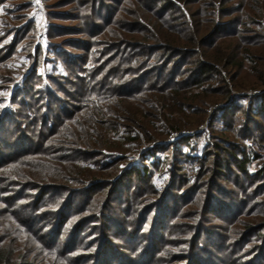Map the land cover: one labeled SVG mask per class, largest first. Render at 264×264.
<instances>
[{
	"label": "trees",
	"instance_id": "trees-1",
	"mask_svg": "<svg viewBox=\"0 0 264 264\" xmlns=\"http://www.w3.org/2000/svg\"><path fill=\"white\" fill-rule=\"evenodd\" d=\"M9 2L5 30L7 0H0V27L8 35L0 36V184L41 190L34 217L45 208L62 210L53 240L41 242L51 263L89 264L93 257L90 264H264V0H81L76 9L83 16L64 21H81L87 33L51 24L60 17L47 9L37 14L45 36L39 20L18 14L22 0ZM56 27L64 34L52 33ZM163 31L180 38L167 41ZM60 34L83 38L56 43ZM14 61L22 62L17 70ZM198 89L223 105L210 125L219 119L238 141L199 129L176 139L173 127L170 138L156 143L148 121L171 123L169 104L191 110L201 94L187 96ZM244 92L236 99L248 104H237L234 97ZM132 104L147 105L146 113ZM111 136L137 143L136 150L125 154ZM200 136L208 142L196 155L199 146L191 145ZM241 177L245 198L237 205V194L231 207L218 200L237 193L223 179L236 187ZM113 201L121 203L117 213ZM252 207L258 210L245 221ZM220 211L222 234L206 237L208 215ZM77 213L84 216L72 230ZM32 216L22 224L24 234L34 227ZM111 235L122 236L123 246ZM84 237L99 250L82 262ZM127 248L129 254L119 252ZM0 264H20L17 252L0 249Z\"/></svg>",
	"mask_w": 264,
	"mask_h": 264
},
{
	"label": "rangeland",
	"instance_id": "rangeland-1",
	"mask_svg": "<svg viewBox=\"0 0 264 264\" xmlns=\"http://www.w3.org/2000/svg\"><path fill=\"white\" fill-rule=\"evenodd\" d=\"M23 3H20V9L18 11H20V13H18L20 16H25V19L27 20L28 17L29 18H35V20H39V22L41 23V26H39V32L45 36V33L48 32L47 26L44 23V20L42 17L38 16V12L39 11H45L47 9L53 10L54 12H56V14H59L58 16L60 18H58L59 20L51 23V24H55L56 26H62V27H66V28H79L81 29V31L87 33V29L88 26L85 28V24L83 25L81 23V21L79 22H75V21H64L66 17H70L71 14L73 16L80 14L82 15V11L81 10H77L76 6H81V0H75L78 1V3L76 4H70L67 5L68 2H72V0H22ZM32 2V3H30ZM12 3L14 2H9V0H7V3L5 5V8L2 10V15L4 16L3 20L4 24H2V28L5 30H8V28H6V20H8L9 17V10L11 9ZM15 3H18V1H16ZM35 3V4H34ZM9 4V5H8ZM28 4V5H27ZM30 4V5H29ZM34 4V5H32ZM31 5H32V9H31ZM30 8H27L29 7ZM192 9H197V6L192 7ZM12 13H10L11 15L14 14L13 12H15V9H13L11 11ZM100 12V11H99ZM28 14V15H27ZM2 16V17H3ZM72 16V17H73ZM44 19L45 16H44ZM67 19V18H66ZM1 20V19H0ZM25 22V21H24ZM25 27V26H24ZM81 27V28H80ZM37 28V29H38ZM58 28V27H56ZM55 28V29H56ZM51 31V28H50ZM61 29L60 27L58 28V30H52V33L57 34V33H61ZM63 33V32H62ZM84 33V34H85ZM162 33H164V36L166 35V31H163ZM64 34V33H63ZM63 34H60V36L58 38L57 41H55L56 43H60V42H66L68 40H71L73 38L76 39H80L83 38L80 35L76 34H70V35H66L64 36ZM3 37L5 36L7 38V34L1 31V27H0V36ZM167 36V35H166ZM187 36V35H186ZM169 38L166 39L167 41H171V40H176L178 38H180L179 36L175 35V34H170V36H167ZM165 40V39H164ZM163 40V41H164ZM172 42V41H171ZM68 43V42H67ZM67 43H64V45H67ZM53 45V44H52ZM67 49V48H66ZM68 50H71L72 52H74L73 49L68 48ZM77 53V51H76ZM52 58V57H51ZM21 61H14L15 67L17 70L19 68V66L21 65ZM6 64V63H5ZM46 68L48 71L51 72L53 65L52 63H47ZM60 69V68H59ZM58 69V70H59ZM60 75L62 77V81L60 80L59 85L61 88L66 87V82H63V80H65V77L62 76L64 75L61 71L57 73L56 75ZM62 74V75H61ZM253 79H249L247 78V81L245 80V82H252ZM246 85H248L246 83ZM249 86V85H248ZM56 88V87H55ZM57 92L61 93V90H59L60 88H56ZM207 91L203 92V89H198L196 91H194L192 93V95H190L191 93H188L189 95L187 96L188 98L192 97L195 94H201L200 99L196 101L195 104L191 105V110H182L179 111L177 108L173 107V105L169 104V108L166 109V115L169 117L170 121H155V124H151L150 122L151 119L148 121L149 123H147V128L148 131H150L152 134L156 133V136L159 138V140H157L156 143H163L164 139H168L170 138L172 135L169 134L171 128H176L178 129L177 134L175 135V138H179V137H183L185 135H190L193 133L198 132L199 130L201 131V133L206 132V133H212L215 134L216 137H225V138H230L233 141H238L237 139H235L234 135L226 132L225 133V129L223 127V125L221 124V121L216 120L214 122V125H210V122H212V115L213 113L216 112V110H219V108L221 106H223L221 103H217L216 106H214L215 102H212L210 100H207V98L205 96H207V94H205ZM246 92L239 94L237 93L235 98V102L237 104H241V105H247L248 104V100L246 99H236L239 98L240 96H245ZM66 94H64L63 97H65ZM31 99H29L30 101ZM71 102H73V100L69 99ZM200 102H203L207 105H203V103L201 104ZM260 100L258 99L256 101V103H259ZM194 107V109H196V113L193 112L192 108ZM147 108V105H139L136 106V104H132L130 105V109L133 111H144V109ZM144 113H146V111H144ZM150 114H153V110L150 109L149 111ZM159 115V113H157ZM161 117V116H160ZM156 125V126H154ZM146 128V129H147ZM199 129V130H198ZM112 140L111 143L112 144H116L117 146H119V144H123V149L125 154H130L131 152H134L137 148V143L136 144H126V142L124 141H119L117 138L113 139V136H111ZM208 142V137L207 136H200L197 141H193L191 146H194L195 143H197L198 147V151L196 152L198 154H201V150L204 148V146L206 145V143ZM141 143V142H140ZM138 143V144H140ZM262 152V153H260ZM259 154H264L263 151H259ZM167 155V154H166ZM170 155V152L169 154ZM223 161L228 160L227 157L223 156L222 157ZM150 163V161H148ZM147 162V164H148ZM231 177V176H230ZM232 179V177H231ZM242 182H241V186L237 185L236 187L233 184H228L224 181H222V183L224 184L226 190H235V195H233L234 198H230V200L225 201L226 199L224 198V195H217L218 200H221L223 203L229 204V206L231 207L232 205L230 204V202H233L234 199L236 198L237 194L239 197L237 198V200L239 199V201H237V203L235 204H239V202L245 198L244 196L247 194L246 192L248 191L246 189V185H245V178L241 177ZM245 185V189L242 190L243 186ZM1 188H6V191H2V189L0 190V249H7L8 252H17V255L19 256V263L20 264H52L51 261L52 259L54 260L53 257H49L48 255H46L47 253L44 252L43 246L41 244V242H48L49 240H53L51 239L52 237V226L55 225V222L57 220V218L62 217V210L58 211V213H56V211H54L52 208H45L44 209V215L40 216L39 214L36 215V217L32 216L33 212H34V207L32 206L33 203H35V200L40 198V196H42V192L41 190H27V187H23L20 188V186L17 187H11L6 183H3L2 185L0 184ZM37 188V187H35ZM242 188V189H241ZM38 189V188H37ZM102 190L104 191V193H106L108 191V188L104 187L102 188ZM251 190V189H249ZM43 191V190H42ZM8 192V193H7ZM125 192V191H124ZM19 194V198L16 200L11 199L12 197H14L15 195ZM86 196L85 191L80 190L79 194L77 196L79 202H81V200L84 199V197ZM105 195L102 194L101 197L103 198ZM228 197L230 196L227 195ZM52 196H50L49 198H51ZM121 203L117 202V201H113L111 203V208H113L112 212L114 211V213L119 212L118 210V206H120ZM258 210L256 207H252L250 209H245L246 212V216L243 217V219L245 221H249V220H253V213L254 211ZM40 212V211H37ZM221 212V211H220ZM223 212V209H222ZM219 213L215 215H208V219L210 222L209 225H207V233H206V237H211V238H215V234H222V226H225L224 223H221L219 220L221 218V216L223 215V213ZM76 217H74V219L71 221V227L72 230H74L75 228H77V226H74L75 223H77L78 221L81 220V218L84 215H79V213L74 214ZM32 216L34 223L33 224V229H30L29 232L26 231V233L24 234L23 231L24 229L22 228V224H24V220L26 221V217H28V219H30V217ZM70 217L66 218L63 217V222L67 219H69ZM16 219V220H15ZM23 219V220H22ZM62 219V218H61ZM22 220V221H21ZM31 224V225H32ZM93 228V225L90 227L88 226L87 229H85V234H87L86 232H88L89 230H91ZM209 228V229H208ZM71 230V231H72ZM76 230V229H75ZM33 231V232H32ZM32 232V233H31ZM92 234V233H91ZM211 234V235H210ZM245 236V235H244ZM87 237V236H86ZM86 237H84V239L82 238V242L83 243V247L84 249H82V251L78 252L77 254H82L81 258H83L84 256L90 255L93 252H96L97 250H99V248H95L92 243H89L90 239H87ZM111 238L113 239L112 241L114 242L113 244L116 246H123L122 243H124L122 236H118V237H113V235H111ZM208 240V239H207ZM66 239L65 237L62 239V241L60 240V244L61 247L63 245H65ZM138 246H140V244H142L140 246V248H143L144 246H146V242H142L140 240L137 241L136 243ZM65 251V250H64ZM233 251V250H232ZM67 252V251H65ZM119 252H121L122 254H129L128 248L127 250H119ZM68 253V252H67ZM67 253L62 256H65L66 259L72 258L73 255L72 254H68ZM75 254V255H77ZM205 254V252H204ZM219 254V253H218ZM80 258V259H81ZM95 260V258H88L87 263H93V261ZM82 262H85V259L83 258ZM86 263V262H85ZM84 263V264H85ZM59 264V263H58ZM60 264H70L67 261H63Z\"/></svg>",
	"mask_w": 264,
	"mask_h": 264
},
{
	"label": "snow or ice",
	"instance_id": "snow-or-ice-1",
	"mask_svg": "<svg viewBox=\"0 0 264 264\" xmlns=\"http://www.w3.org/2000/svg\"><path fill=\"white\" fill-rule=\"evenodd\" d=\"M37 2H38V0H37Z\"/></svg>",
	"mask_w": 264,
	"mask_h": 264
}]
</instances>
